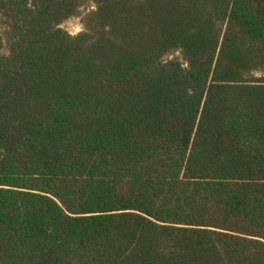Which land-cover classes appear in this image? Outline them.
<instances>
[{
  "label": "trees",
  "instance_id": "trees-1",
  "mask_svg": "<svg viewBox=\"0 0 264 264\" xmlns=\"http://www.w3.org/2000/svg\"><path fill=\"white\" fill-rule=\"evenodd\" d=\"M0 264H264V0H0Z\"/></svg>",
  "mask_w": 264,
  "mask_h": 264
},
{
  "label": "rangeland",
  "instance_id": "rangeland-1",
  "mask_svg": "<svg viewBox=\"0 0 264 264\" xmlns=\"http://www.w3.org/2000/svg\"><path fill=\"white\" fill-rule=\"evenodd\" d=\"M93 7H94L93 4L89 3L87 7L84 9H91ZM62 26L73 35L79 33L83 29L82 19L80 16H73L67 19L66 21H64ZM173 56L180 57V54L175 53ZM168 57L171 58L172 56L169 55ZM257 75H260V74L258 73Z\"/></svg>",
  "mask_w": 264,
  "mask_h": 264
}]
</instances>
